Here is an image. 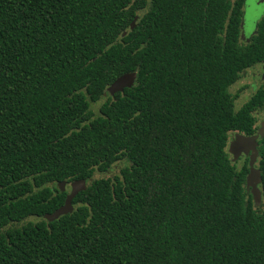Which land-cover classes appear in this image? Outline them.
<instances>
[{
  "label": "trees",
  "instance_id": "trees-1",
  "mask_svg": "<svg viewBox=\"0 0 264 264\" xmlns=\"http://www.w3.org/2000/svg\"><path fill=\"white\" fill-rule=\"evenodd\" d=\"M246 1L0 0V264H264V139L259 202L228 149L264 105L231 91Z\"/></svg>",
  "mask_w": 264,
  "mask_h": 264
},
{
  "label": "water",
  "instance_id": "water-1",
  "mask_svg": "<svg viewBox=\"0 0 264 264\" xmlns=\"http://www.w3.org/2000/svg\"><path fill=\"white\" fill-rule=\"evenodd\" d=\"M244 24L245 22L243 21L242 30H244L245 28ZM243 35H244V31H243ZM135 80H136L135 74L125 75L122 78L118 79L114 84H112L108 88V93L111 95H114L117 92L123 91L125 88H130L135 84ZM260 138H264V126L259 131L257 136H254V137H244L241 135L236 136L235 139L230 144L229 153L236 157V153L238 149H240L241 147H245V149L250 148V147L251 148L256 147L257 140ZM256 157H257V154L253 155V157L251 158V173L248 178V185L251 184V187H253L254 197L256 201L259 202L261 200V192H260V189L258 188V184H259L261 175H260V171H257L254 168L253 162L254 160H256ZM67 185H68L67 183H62L59 185L62 192H66ZM69 187L70 189L68 190V195H67L65 205L61 207L59 210H57L53 215L46 216V219L48 221L52 222V221L58 220L60 217L64 215L73 213L74 211L73 201L79 193L86 190L87 182L83 180L76 181V182L71 183Z\"/></svg>",
  "mask_w": 264,
  "mask_h": 264
},
{
  "label": "rangeland",
  "instance_id": "rangeland-1",
  "mask_svg": "<svg viewBox=\"0 0 264 264\" xmlns=\"http://www.w3.org/2000/svg\"><path fill=\"white\" fill-rule=\"evenodd\" d=\"M258 1L259 0H247L244 6V13H245L244 27L245 28L243 31H244V34L246 32L247 37H250L252 34L255 33L257 23L264 16V10ZM259 9L260 11H258ZM262 75H263V71L260 70L259 68L254 69L253 71L246 72L244 77L236 85L232 87L231 91L233 92V94L234 95L238 94L241 97L236 100L237 108L242 107V105L246 103L252 95H254V93L257 91V89H254V86L256 84L257 85L261 84V81L259 80V78H261ZM101 103L102 102H100L99 104L95 105V107H93V109H95L96 112H98V108L101 105ZM118 167L121 168V165L117 166L116 169ZM116 169H113L111 171L112 175L114 173L118 174V172L115 171ZM69 189L70 187L69 185H67L66 191H68Z\"/></svg>",
  "mask_w": 264,
  "mask_h": 264
},
{
  "label": "flooded vegetation",
  "instance_id": "flooded-vegetation-1",
  "mask_svg": "<svg viewBox=\"0 0 264 264\" xmlns=\"http://www.w3.org/2000/svg\"><path fill=\"white\" fill-rule=\"evenodd\" d=\"M259 2V4L262 6V8H263V10H264V0H259L258 1ZM258 11H260V9L258 10ZM244 15H245V13H244ZM247 16V15H246ZM263 18V17H262ZM261 18V19H262ZM245 20V18H244V16H243V21ZM258 24V23H257ZM257 27V26H256ZM243 31V30H242ZM256 32V31H255ZM253 35V34H252ZM251 35V36H252ZM251 36L250 37H248V38H251ZM242 38L243 39H246L247 38V35H246V32H245V34L244 35H242ZM257 68H259L260 70H262L263 71V75L261 76V78H259V80L261 81V84L260 85H255L254 86V89H257V91L254 93V95L256 94V93H258L260 90H263L264 89V63L263 64H260V65H257V66H255L254 68H252V69H249L247 72H249V71H253L254 69H257ZM257 86H259V87H257ZM237 95V99L238 98H241L240 97V95H238V94H236ZM254 95H252L251 97H253ZM250 97V98H251ZM236 99V100H237ZM245 104V103H244ZM243 104V105H244ZM242 105V106H243ZM241 108V107H240ZM240 108H238V109H240ZM255 117H256V126H255V133L253 134V135H245V134H243V133H234V134H232L231 135V138H230V141H229V145H228V149L230 148V144H231V142L235 139V137L236 136H238V135H241V136H244V137H254V136H257L258 135V133H259V131L263 128V126H264V105L262 106V107H260V109H258V111H256V113H255ZM264 138H260V139H258L257 140V145H256V147H253V148H247V149H245V147H241L240 149H238L237 150V153H236V157L234 156V155H231L230 153V157H231V160H232V162L233 163H235L238 167H239V165H240V167L239 168H243L244 167V165H246V162H248V167H249V174H248V176H247V183H246V186H247V190H248V192L250 193V194H253V192H254V189H253V187H251V184H249L248 185V178H249V176H250V173H251V158L253 157V155H256L257 154V157H256V160H254V168L257 170V171H260V168H259V166H260V149L262 148V143H261V141L263 140ZM246 152H247V154H246ZM261 174V173H260ZM258 188L260 189V190H262L261 189V178H260V181H259V184H258ZM253 197H254V194H253ZM254 199H255V197H254ZM262 200V199H261Z\"/></svg>",
  "mask_w": 264,
  "mask_h": 264
}]
</instances>
